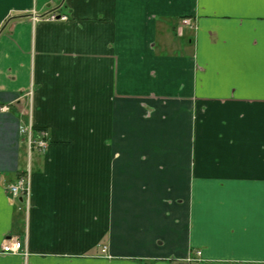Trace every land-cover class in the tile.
Returning a JSON list of instances; mask_svg holds the SVG:
<instances>
[{
    "label": "crops",
    "instance_id": "obj_1",
    "mask_svg": "<svg viewBox=\"0 0 264 264\" xmlns=\"http://www.w3.org/2000/svg\"><path fill=\"white\" fill-rule=\"evenodd\" d=\"M4 105L0 264H264V0H0Z\"/></svg>",
    "mask_w": 264,
    "mask_h": 264
},
{
    "label": "built area",
    "instance_id": "obj_2",
    "mask_svg": "<svg viewBox=\"0 0 264 264\" xmlns=\"http://www.w3.org/2000/svg\"><path fill=\"white\" fill-rule=\"evenodd\" d=\"M36 19L37 17L34 16ZM52 20L55 19V16L51 17ZM63 19H67L64 17ZM185 25L193 26L191 20H184ZM181 32V31H180ZM27 98L29 99V105L24 110H21V127L20 133L21 135H26L28 139V155L29 162L28 167L25 172L21 173L17 181L13 184L8 185L7 190L11 195L12 199L20 198L23 200L24 197L28 196L31 193L30 187V177L32 174V166H31V156L33 152H38L41 154H45L48 146L50 134L47 129L44 128H36L33 120V95L34 89L30 88L28 92H26ZM9 106H2L0 108L1 111H9ZM26 212L28 213V209L26 208ZM107 248L102 249V253H105ZM0 251L4 254H22L27 255V250L24 249L22 241L19 239L10 238L5 240L1 247ZM204 256L202 249H195L188 253L184 258L176 259L175 264H204Z\"/></svg>",
    "mask_w": 264,
    "mask_h": 264
},
{
    "label": "rangeland",
    "instance_id": "obj_3",
    "mask_svg": "<svg viewBox=\"0 0 264 264\" xmlns=\"http://www.w3.org/2000/svg\"><path fill=\"white\" fill-rule=\"evenodd\" d=\"M192 24H194V23H192ZM24 97L27 98L26 93H25ZM22 136H23L24 139H25V143H26V146H27V149H28L29 146H28V139H27V136H26V135H22ZM31 168H33V166H32ZM11 184H13V183H11ZM9 185H10V184H9ZM30 197H31V193H30L28 196L24 197L23 200L20 199V198L15 199L16 201H19V200H20V202H23V203L25 204V207H21V208L19 209L20 211H25V214L27 213V212H26V208L28 209V212H29V200H30ZM13 200H14V199H13ZM26 239H27V238H26ZM5 240H7V239H5ZM5 240H4V241H5ZM22 243H23L24 249L27 250V255H26V256L23 255V256L28 257V256L30 255L29 250H28V247L26 246V244H25L23 241H22ZM105 248H106V247H105ZM0 253H2V252L0 251ZM107 253H108V250H106V252H105V253H102V254L105 255V254H107ZM175 261H176V260H175Z\"/></svg>",
    "mask_w": 264,
    "mask_h": 264
}]
</instances>
